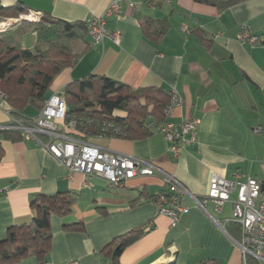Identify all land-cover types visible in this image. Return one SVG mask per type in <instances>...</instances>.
Returning <instances> with one entry per match:
<instances>
[{"label": "crops", "instance_id": "crops-1", "mask_svg": "<svg viewBox=\"0 0 264 264\" xmlns=\"http://www.w3.org/2000/svg\"><path fill=\"white\" fill-rule=\"evenodd\" d=\"M112 1L0 0V5H18L74 22L102 16ZM123 2V13L107 22L111 32H121V43L109 36L90 46L74 67L56 77L50 96L88 74L108 76L132 89H175L184 103L175 108L169 121L178 127L186 120H199L196 141L179 153L159 131L137 140L90 136L86 141L151 160L197 196L208 193L214 174L238 182L250 177L264 182V46L238 38L243 30L264 34V0H248L226 10L196 0ZM128 2L139 5L131 7ZM146 17L169 19L170 30L159 43L144 36L141 22ZM13 19L0 17V26L3 20ZM196 30L203 32L210 46ZM30 35L33 40L24 41V47L35 44V34ZM6 110L3 103L0 126L9 121ZM26 112L28 118L38 115L33 109ZM2 131L0 128V241L10 227L31 221L30 204L38 195L69 192L76 198L74 210L65 218L52 216V245L46 264H109L101 248L116 236L150 222L153 227L123 251L122 264H244L230 225L220 227L192 199L187 200L189 212L181 214L175 226L158 212L154 197L163 190L158 176L135 177L124 186L110 187L98 176L71 172L34 140L12 141ZM207 209L223 219L231 212V202L222 213L212 203ZM79 221L84 222V230L64 228V223ZM18 264L38 262L31 257Z\"/></svg>", "mask_w": 264, "mask_h": 264}, {"label": "trees", "instance_id": "trees-1", "mask_svg": "<svg viewBox=\"0 0 264 264\" xmlns=\"http://www.w3.org/2000/svg\"><path fill=\"white\" fill-rule=\"evenodd\" d=\"M213 5L220 10L248 0H196ZM27 10L21 6H1L0 17L18 18ZM167 18L146 17L141 22L144 36L159 43L170 30ZM35 34V44L24 47L25 35ZM204 44L210 41L202 31L196 30ZM260 43L264 46V34ZM90 49L89 27L85 21H66L43 16L41 21H22L16 27L0 32V90L7 99L5 105L19 119L27 109L40 112L46 105L56 77L65 69L74 67ZM66 121H75V128L67 133L86 140L90 136L123 137L131 140L151 135L165 123V108L172 93L158 87L132 89L129 85L105 75L88 74L66 85ZM112 122L121 129L120 136L107 134L104 124ZM5 138L22 140V132L3 130ZM2 151L0 148V158ZM156 196L154 197V199ZM76 198L69 192L54 195H38L31 201L34 213L31 221L8 229V235L0 241V264H18L35 258L38 264H46L52 245L51 218L70 216ZM65 229L84 230V222L64 223ZM149 229L140 227L116 236L101 248L109 264H122L120 256L132 243ZM229 232L240 238V229L230 224ZM204 264H216L207 262ZM247 264H258L249 257Z\"/></svg>", "mask_w": 264, "mask_h": 264}, {"label": "built area", "instance_id": "built-area-1", "mask_svg": "<svg viewBox=\"0 0 264 264\" xmlns=\"http://www.w3.org/2000/svg\"><path fill=\"white\" fill-rule=\"evenodd\" d=\"M128 5L137 7L139 4L128 2ZM123 7V0H113L102 16H94L85 21L89 27L90 46L101 44L109 36L116 44L121 43V32L117 30L111 32L107 22L111 17H119L123 13ZM43 16L42 11L28 10L13 20L38 22ZM7 25H11L8 20L0 31L5 30ZM238 38L249 44L259 43L262 39L261 36L252 35L247 30H243ZM171 93V99L164 111L167 121L158 126L156 131L162 132L172 144L174 152L179 153L186 145L196 141L199 120L189 119L178 127L169 121L175 108L184 103V97L177 90L174 89ZM6 99V94L0 90V107ZM6 112L9 121L0 128L21 131L24 139L34 140L44 146L71 172L98 176L110 187L124 186L128 180L135 177L158 176L163 184V190L155 198L158 212L169 217L173 226L177 225L181 214L189 212L187 200L190 198L220 227L226 229L230 224L239 226L240 238L235 241L243 253L244 264H247L249 257L258 264H264V191L263 182L258 179L250 177L246 182H238L214 174L208 193L197 196L174 174L151 160L112 152L68 134L69 130L75 128V121H66L67 101L64 91L61 90L51 94L45 107L31 119H19L14 117L10 110ZM104 130L113 136L121 134L119 126L112 122H106ZM228 202H231V212L223 219L215 218L207 209L209 203H212L214 210L222 213ZM153 225L154 223L150 222L147 228L150 229ZM71 264L78 262L73 261Z\"/></svg>", "mask_w": 264, "mask_h": 264}, {"label": "rangeland", "instance_id": "rangeland-1", "mask_svg": "<svg viewBox=\"0 0 264 264\" xmlns=\"http://www.w3.org/2000/svg\"><path fill=\"white\" fill-rule=\"evenodd\" d=\"M16 19V18H15ZM3 21H6V20H3ZM22 21H24V20H21V21H19V22H15L14 20H12V21H10V23H11V25H7V28H12V27H16L18 24H20ZM2 22V21H1ZM0 28H2V26H0ZM28 40H33V38H32V36L29 34V35H25V38H24V41H25V43L28 41ZM29 111L31 110V108L30 109H28ZM27 113V112H26ZM229 215H230V213H229Z\"/></svg>", "mask_w": 264, "mask_h": 264}, {"label": "water", "instance_id": "water-1", "mask_svg": "<svg viewBox=\"0 0 264 264\" xmlns=\"http://www.w3.org/2000/svg\"><path fill=\"white\" fill-rule=\"evenodd\" d=\"M262 190L264 191V182H263V188H262Z\"/></svg>", "mask_w": 264, "mask_h": 264}]
</instances>
